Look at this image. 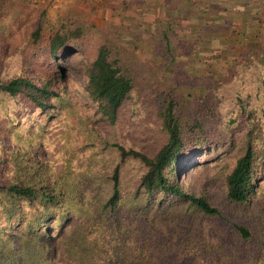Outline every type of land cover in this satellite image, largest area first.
<instances>
[{
  "label": "trees",
  "instance_id": "1",
  "mask_svg": "<svg viewBox=\"0 0 264 264\" xmlns=\"http://www.w3.org/2000/svg\"><path fill=\"white\" fill-rule=\"evenodd\" d=\"M163 20L169 53L172 20ZM89 35L66 20L37 23L13 55L0 40V264H264V49L233 63L229 93L217 80L188 101L146 90L147 67L118 35L96 31L92 46ZM27 47L53 67L20 58ZM73 52L97 119L63 90L58 59ZM143 117L151 149L128 134ZM216 144L229 166L184 190L178 166Z\"/></svg>",
  "mask_w": 264,
  "mask_h": 264
},
{
  "label": "rangeland",
  "instance_id": "2",
  "mask_svg": "<svg viewBox=\"0 0 264 264\" xmlns=\"http://www.w3.org/2000/svg\"><path fill=\"white\" fill-rule=\"evenodd\" d=\"M178 1L182 2V0H0V40L4 41V51L13 55L37 23L40 22L42 28L46 29L57 26L61 21L71 20L74 23L78 21L90 32L88 36L90 46L91 41L95 44L96 31L118 35L117 42L134 54L137 67L139 64L147 67L149 77L146 90L151 88L163 93L179 92L185 100L194 101L206 88L220 80L222 82L220 88L229 93L226 88H229L230 84L226 87L224 82L230 77L233 63L250 50L264 49V0H240L232 3L227 0H183L186 8L180 9V12L177 10L180 5ZM208 1L210 5H207ZM159 3L163 8H157ZM226 3L231 16L228 21L223 20V13L219 10L224 8ZM238 6L244 9L242 19L239 18V10L236 8ZM193 7L195 12L199 11L197 12L199 20L192 18L189 13ZM165 9L172 20L171 30L167 34L170 41L169 53L161 37L163 19L168 17L164 13ZM161 10H164V14ZM174 10L177 11L176 16L172 15ZM210 11L212 16L207 14ZM158 15L162 16L157 18ZM231 23L236 27H230L229 33L238 30L240 35L236 38H241L242 43L235 42L233 34H225L220 40H214L219 29L217 27ZM224 38L226 42H221L225 40ZM31 51L30 47L22 49L20 58L30 59L31 63L40 69L53 67L42 56L31 54ZM58 61L63 67V90L76 108L97 119L99 112L85 90L86 77L82 71L81 54L73 52L68 54L66 61L63 59ZM55 79L56 82L59 81L58 78ZM58 84L59 82L55 86ZM141 90L146 93L144 88ZM123 119L125 120V117ZM134 122L129 125L130 138L145 149L153 148L157 138L146 119L143 117ZM96 124H100V121ZM50 125L51 122L47 121L44 130L48 134H54L56 125ZM2 137L7 145V133L2 134ZM56 147H59V143ZM219 147V144L211 145L178 166L177 177L184 190L192 189L194 193L199 192L206 179L219 173L220 167L229 166L230 161L224 152L219 151ZM45 155L47 158L51 157L50 152ZM57 167L59 168V165ZM209 189L211 192L220 193L222 184L214 181ZM50 232L53 234L55 227ZM59 246L60 242H57L55 247ZM57 255L58 252L52 261L58 258Z\"/></svg>",
  "mask_w": 264,
  "mask_h": 264
},
{
  "label": "crops",
  "instance_id": "3",
  "mask_svg": "<svg viewBox=\"0 0 264 264\" xmlns=\"http://www.w3.org/2000/svg\"><path fill=\"white\" fill-rule=\"evenodd\" d=\"M228 1H230L231 3L233 2V1H238V2H240V0H227V2ZM244 2V1H243ZM211 3H213V1H211ZM237 3V2H236ZM207 5H210L209 4V1H208V4ZM234 5H237V4H234ZM228 4L226 3L225 4V6H224V8H220L219 10H221L220 12L221 13H223V16H224V19L223 20H230V18H231V16L229 15V10H228ZM239 11V18L240 19H242L243 17H244V15H242V11H244V9L242 8V6H238V7H236ZM208 10V9H207ZM197 12H199L198 10H196V12H195V9L194 8H192L190 11H189V13H190V15H191V17L192 18H194V19H196V20H199V15H198V13ZM217 13V12H216ZM225 13V14H224ZM207 14L208 15H210V16H212V14H211V11L208 13L207 12ZM228 14V15H227ZM220 16H222V15H220ZM245 23V22H244ZM198 25V24H197ZM234 28V27H236V26H233V23H231V24H228V25H226V26H221V25H219V27H217V28H219L218 30H217V36L215 35V37H214V40H220L221 38H223L224 36H225V34H233L234 36H235V38H233V40L235 41V42H239L240 44L242 43V39L240 38V39H237L238 38V36L240 35V33H239V31L237 30V31H234V32H230L229 33V28ZM243 31V30H242ZM236 36H237V38H236ZM225 40L224 41H221V42H226V38H224Z\"/></svg>",
  "mask_w": 264,
  "mask_h": 264
}]
</instances>
